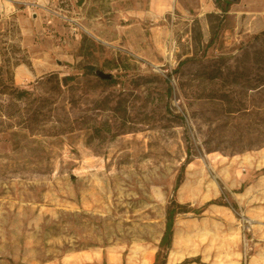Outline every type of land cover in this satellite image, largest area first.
<instances>
[{
  "label": "rangeland",
  "instance_id": "obj_1",
  "mask_svg": "<svg viewBox=\"0 0 264 264\" xmlns=\"http://www.w3.org/2000/svg\"><path fill=\"white\" fill-rule=\"evenodd\" d=\"M0 85V264H264V0H0Z\"/></svg>",
  "mask_w": 264,
  "mask_h": 264
},
{
  "label": "trees",
  "instance_id": "obj_2",
  "mask_svg": "<svg viewBox=\"0 0 264 264\" xmlns=\"http://www.w3.org/2000/svg\"><path fill=\"white\" fill-rule=\"evenodd\" d=\"M215 35L216 34H214V36ZM84 69L88 73H94V71H95V68L93 66H91V65L84 66ZM68 79H72V78H68ZM105 81L106 82H112L113 80L111 78H108V79H105ZM0 87H2V86L0 85ZM2 91L4 92L5 90L3 88H1V92ZM15 91H16V96L17 97H22L26 93L25 90H19L18 89V90H15ZM218 203L219 202H217L216 200H210V201L205 203V206H208V205H211V204H218ZM224 205H226V204H224ZM190 211H192V208L188 204H182V203H178L176 201H172L170 203V205L167 208L164 230H163V234L161 236L160 242H159V251L155 255L154 264H166V254H167V251L170 248L171 242H172L173 225H174L175 217H176L177 214L187 213V212H190ZM162 251H163V253H162ZM188 262H195L197 264H202L199 261L198 257L192 258L189 261L185 259L180 264H186Z\"/></svg>",
  "mask_w": 264,
  "mask_h": 264
},
{
  "label": "water",
  "instance_id": "obj_3",
  "mask_svg": "<svg viewBox=\"0 0 264 264\" xmlns=\"http://www.w3.org/2000/svg\"><path fill=\"white\" fill-rule=\"evenodd\" d=\"M230 1H235V0H230ZM96 74H97L100 78H102V79H108V78H110V76L107 75V74H102V73H100V72H97Z\"/></svg>",
  "mask_w": 264,
  "mask_h": 264
},
{
  "label": "bare ground",
  "instance_id": "obj_4",
  "mask_svg": "<svg viewBox=\"0 0 264 264\" xmlns=\"http://www.w3.org/2000/svg\"><path fill=\"white\" fill-rule=\"evenodd\" d=\"M143 264H148V261L143 262Z\"/></svg>",
  "mask_w": 264,
  "mask_h": 264
}]
</instances>
